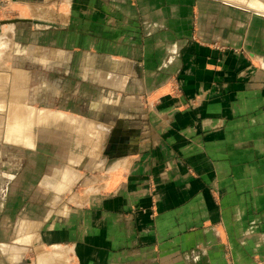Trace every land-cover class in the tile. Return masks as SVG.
<instances>
[{"label": "crops", "instance_id": "0c3cea01", "mask_svg": "<svg viewBox=\"0 0 264 264\" xmlns=\"http://www.w3.org/2000/svg\"><path fill=\"white\" fill-rule=\"evenodd\" d=\"M66 5L60 29L45 31L43 83L55 70V84L77 86L68 97L82 103L62 107L59 126L109 133L87 179L105 184L88 204L58 208L89 174L67 166L46 187L42 222L1 205L0 264H38L31 244L51 249L39 264H264V0ZM37 64L13 79L28 100ZM28 108L8 127L25 145Z\"/></svg>", "mask_w": 264, "mask_h": 264}, {"label": "rangeland", "instance_id": "374dc122", "mask_svg": "<svg viewBox=\"0 0 264 264\" xmlns=\"http://www.w3.org/2000/svg\"><path fill=\"white\" fill-rule=\"evenodd\" d=\"M67 9L66 0H0V211L1 205L6 208L12 207L13 203L15 208L20 206L21 211L31 209V217H36L38 222L43 221L44 214L41 213V209L48 201L46 187L51 183L55 190L61 175L57 174L64 171L67 166L89 174H83L84 178L74 184L71 181L60 191L59 198L55 199L58 208L88 204L92 194L102 189L105 184L102 179L89 183L87 179L92 175V155L99 152L101 144L108 140L109 133L98 128L59 126L58 121L60 124L64 122L60 117L62 107L76 108L78 103L79 105L82 103L68 97L77 86L55 84L56 80L60 81L57 76L61 75L55 70L53 76L57 78L53 77V85L43 83L46 70L43 67L45 54L41 46L45 44V31L60 29L61 13ZM52 35H49V38L50 36L60 38V33ZM35 59L38 61L35 86L37 97L28 100L19 93V91L27 93L25 92L27 88L15 86L13 79L18 76L17 67L28 68L30 60ZM169 88L170 93H175L178 86L169 84ZM50 89L56 94L53 98L48 93L46 95ZM80 90L85 91L86 96L93 95L92 89L88 86H81ZM20 96L21 99L18 100ZM28 107H31V121L34 124L32 127L36 128L28 126L22 128L23 135L25 133L27 138L28 135L31 136V144L25 145L12 141L13 138L8 136L10 132L8 127L16 120L18 124L21 118L28 119ZM53 122L54 125L51 126ZM93 129L96 131L93 132ZM107 149L109 147L106 151ZM77 159L82 161L78 166L73 165V160L76 162ZM35 207L37 212L32 214ZM27 247L33 249L30 251L24 249L29 251L27 256L36 258L38 264L44 252H51V249L40 248L39 245L35 249L32 244Z\"/></svg>", "mask_w": 264, "mask_h": 264}]
</instances>
